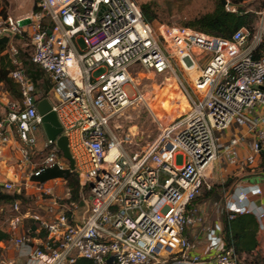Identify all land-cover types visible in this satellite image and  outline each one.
Here are the masks:
<instances>
[{"label":"built area","instance_id":"obj_1","mask_svg":"<svg viewBox=\"0 0 264 264\" xmlns=\"http://www.w3.org/2000/svg\"><path fill=\"white\" fill-rule=\"evenodd\" d=\"M36 7L17 18L0 11V36H8L5 52L16 66L9 77L21 94L18 102L0 92L5 107L0 154L13 148L10 177L0 186L20 195L15 182L24 174V192L34 188L39 199L48 196L43 214L21 211L19 200L9 205L8 241L22 264H73L79 258L92 264H242L243 257L224 246L220 222L205 232L216 252L211 259L190 255L184 234L203 223L200 211L188 207L203 189H211L206 175L211 165H238L245 133L252 139L241 165L257 168L264 153V54H254L264 41V7L252 33L241 27L229 39L186 27L153 28L134 0H36ZM23 19L29 23L19 25ZM19 38L28 41L30 61L50 82L45 99L66 139L73 170L42 129L32 101L43 98L33 94L11 44ZM197 70L187 89L181 74ZM143 71L172 77L188 109L160 125L142 150L127 155L109 126L127 107H149L147 92L133 78ZM232 126L245 133L221 142ZM36 136L42 139L39 146ZM35 156L40 160L32 165ZM50 168L68 169L81 187H89L79 220L53 212L58 205L51 185H66L64 179L33 180ZM259 194L258 188L236 184L225 211L253 214L263 229L264 204L256 208L250 200ZM29 222L45 236L35 238ZM0 264L15 263L3 258Z\"/></svg>","mask_w":264,"mask_h":264},{"label":"rangeland","instance_id":"obj_2","mask_svg":"<svg viewBox=\"0 0 264 264\" xmlns=\"http://www.w3.org/2000/svg\"><path fill=\"white\" fill-rule=\"evenodd\" d=\"M139 6L142 4H150L156 15L153 28L159 25L168 27H184V23L188 22L194 16L212 11L216 0H134ZM229 1V0H228ZM230 2V1H229ZM36 5V0H0V10L5 15H10L13 18L26 16L33 13V7ZM241 6L248 12H254L255 22L253 30L257 28L259 20V12L264 7V0H243ZM232 9V7H227ZM11 44L22 52L30 53V44L26 39L19 38L11 41ZM197 71L191 72L189 75L182 73V80L185 82V87H192V79L197 75ZM98 73H95L97 75ZM134 82L140 88L147 92L149 107L135 106L127 107L120 113L112 117V122L109 130L116 136L120 142V146L125 154L130 155L135 151L142 150L146 144L151 143L159 134L160 125L167 124L179 114L187 111L188 106L183 97L177 83L172 77L155 76L149 72L143 71L141 74H133ZM4 90V87H3ZM2 91L0 87V92ZM4 94V92H3ZM5 107H3V113ZM37 145H41L42 139L37 137ZM40 158L32 157V165L38 163ZM238 165L228 166L225 162L217 161L213 164L211 172L208 171L207 181L212 187L209 195L204 192L196 199V208L200 211L203 223L196 230L203 234L208 228H211L215 222H220L222 213L225 212V201L232 197L236 184L250 177H259L261 172H257L255 167H245L241 165L242 159H239ZM30 166V168L32 167ZM253 170V171H251ZM210 172V173H209ZM25 181L24 174L15 182V190L20 191L21 211H34L42 213L43 207L37 203V198L34 193L25 195L23 183ZM53 195L57 199L58 209L53 212L70 213L77 220L82 215L81 206L69 205L66 203L65 193L68 191L66 185H51ZM205 190V189H204ZM89 191L83 195L87 196ZM8 194H15L14 192ZM48 199V196L42 198ZM47 201V200H46ZM41 208V210H40ZM9 204L0 202V229L6 230L7 219L9 216ZM191 244V243H190ZM192 248V244H191ZM1 253V252H0ZM9 254V253H7ZM2 257V258H1ZM3 260V251L0 255V260ZM253 256L247 260H252ZM256 263L264 264V237H258V247L255 252Z\"/></svg>","mask_w":264,"mask_h":264},{"label":"trees","instance_id":"obj_3","mask_svg":"<svg viewBox=\"0 0 264 264\" xmlns=\"http://www.w3.org/2000/svg\"><path fill=\"white\" fill-rule=\"evenodd\" d=\"M229 1L232 9L223 7L219 1L216 0L212 11L194 16L188 22L184 23V27L225 39H229L232 34L241 27L246 28L252 33L255 22L254 12H248L241 6L243 0ZM139 8L144 21L152 25L156 19L153 7L145 3L140 5ZM36 11H38V8L35 5L33 7V12ZM1 13L5 15L2 11ZM5 49V45H0V87L10 100L20 102L21 94L19 86L9 77V73L13 71L16 66L12 64ZM254 54L256 56L264 54V41L255 48ZM17 60L20 62L19 68L23 70L24 75L33 86V94L39 98H45L50 88V82L42 70L30 61L29 53L17 50ZM258 167L264 172V153L259 157ZM56 178H61L66 181L69 194V197L66 198V203L69 205L75 204L76 206H81L83 199L86 198L83 194L89 191V187H81L75 174L68 169L65 171H59L56 168L46 169L40 176L33 178V180L36 182H44ZM211 191L212 187L208 191L203 189L198 196L203 192L209 195ZM198 196L193 199L190 203L191 207L189 206L188 209L196 208L195 202ZM19 199H21L19 194H8L4 192L0 186V202L10 205L13 201ZM220 219L222 228L221 237L224 246L231 247L238 257H243L242 264H255L256 259H254V257L258 247L257 232L259 226L255 216L253 214H237L225 211L222 213ZM34 228L35 227L31 226L32 230H34ZM187 231H185L184 234L186 238ZM7 240L8 234L0 229V242H6ZM251 256H253V259L247 260L248 257ZM73 264L92 263L87 259L79 258Z\"/></svg>","mask_w":264,"mask_h":264},{"label":"crops","instance_id":"obj_4","mask_svg":"<svg viewBox=\"0 0 264 264\" xmlns=\"http://www.w3.org/2000/svg\"><path fill=\"white\" fill-rule=\"evenodd\" d=\"M3 93V91H1ZM3 114V99L0 100V116ZM244 129L243 128H239V127H234L232 126L230 129L226 130L224 133H222L220 135V141L221 142H226L227 140H229L232 136L234 135H240V134H244ZM245 139H244V143L239 145V159H244V157L247 154V145L246 143L249 142L252 138L249 135H246L245 133ZM13 148H3L0 154V184L5 181L7 178L10 177L8 171H9V166L12 164V160H13ZM259 163V160L257 161ZM216 163V162H215ZM214 164V163H213ZM213 164L211 165V167L207 170L211 172V169H213ZM258 165V164H257ZM245 166V165H244ZM248 168H251L249 166H245ZM253 171V170H251ZM257 172L260 171L259 167L257 166L256 169ZM206 172V173H207ZM209 172V173H210ZM261 176H264V172H261ZM207 175V174H206ZM58 179V178H56ZM52 180V179H51ZM51 180H46L44 182H50ZM240 186L246 188V190H251V189H255L258 188L261 191V194L259 195H251L250 196V200H252L254 202V205L256 208H258L259 206H262L264 204V179L261 177H250V178H246L245 180L241 181ZM34 193L35 197L37 198V203H39L43 209H42V213H45V209L48 207L47 203H45L46 201H44L43 199H39L38 193L36 192V190L34 188L32 189H28L25 192V195ZM41 210V208H40ZM7 222V221H6ZM27 223V222H26ZM32 223V222H29ZM34 230H33V236L35 238L37 237H41L43 238L45 236V233H40L38 234L36 232V223H32ZM7 228L6 230H2L5 231L8 234V222H7ZM262 226L263 229L258 228V232H257V238L260 236L264 237V220L262 222ZM198 228V227H197ZM197 228L191 229L187 231V239L189 240V242L192 244V248L189 252V254H199L201 256V258L203 259H211L216 255L215 250L211 249L208 246V243L205 239V233L203 234V237L201 236L200 233L197 232ZM3 251V258L9 261H13L15 264H22L24 259H22L21 257H17L16 251L13 248V246L11 245V243L7 240L6 242H0V255L2 254ZM9 253V254H7ZM2 258V257H1ZM166 264H187L186 261H179V262H175V263H166Z\"/></svg>","mask_w":264,"mask_h":264},{"label":"water","instance_id":"obj_5","mask_svg":"<svg viewBox=\"0 0 264 264\" xmlns=\"http://www.w3.org/2000/svg\"><path fill=\"white\" fill-rule=\"evenodd\" d=\"M218 1L223 7H231V4L227 0ZM28 23V19L19 21V25H25ZM7 42V35L0 36V45H5ZM32 103H35L37 113L41 117V125L46 137L51 141H55V144L61 152L63 158L68 162L69 169L73 170V161L67 149L66 139L63 136L59 135L61 131L60 126L57 122L54 112L51 110L49 102L45 98L40 100H37L36 98L34 99V101H32ZM110 261L111 258L107 260L108 263H110Z\"/></svg>","mask_w":264,"mask_h":264},{"label":"bare ground","instance_id":"obj_6","mask_svg":"<svg viewBox=\"0 0 264 264\" xmlns=\"http://www.w3.org/2000/svg\"><path fill=\"white\" fill-rule=\"evenodd\" d=\"M193 72V71H192ZM111 155H112V152H111V154L108 156V158H110L111 157Z\"/></svg>","mask_w":264,"mask_h":264}]
</instances>
